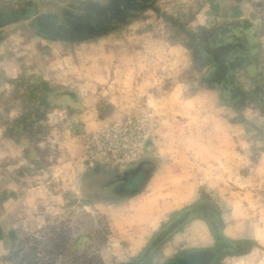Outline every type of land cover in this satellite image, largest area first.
<instances>
[{
    "label": "rangeland",
    "instance_id": "rangeland-1",
    "mask_svg": "<svg viewBox=\"0 0 264 264\" xmlns=\"http://www.w3.org/2000/svg\"><path fill=\"white\" fill-rule=\"evenodd\" d=\"M89 2L110 0H0V14L31 4L81 24ZM198 3L154 0L88 40L82 25L69 41L33 19L0 26V264H175L195 251L264 264V78L237 75L246 104L207 83L190 34L235 20ZM140 164V189L116 194Z\"/></svg>",
    "mask_w": 264,
    "mask_h": 264
},
{
    "label": "trees",
    "instance_id": "trees-1",
    "mask_svg": "<svg viewBox=\"0 0 264 264\" xmlns=\"http://www.w3.org/2000/svg\"><path fill=\"white\" fill-rule=\"evenodd\" d=\"M103 3L89 2L86 4L82 10H90V19L82 18L81 24H78L75 17L64 16L65 19L59 22L57 15H38L35 6L30 4L21 10L0 14V26L33 19L36 30L46 33L47 36L51 35L53 39L69 41L71 39L66 38L76 36L83 28L86 32L89 31L90 38L85 39L88 40L93 38L92 34L105 33L114 28L116 24L126 23L127 17L129 18L132 12H142L152 8L154 0H110L106 4ZM128 4L135 5L134 9ZM79 25H82L81 28ZM63 34L68 35L62 36ZM190 36L195 39L191 49L197 55L199 65L209 67L208 78L212 79L206 82L223 85L228 100L246 104L249 95L239 86L237 75L243 72L251 77L256 73L253 58L254 54L261 49V30L250 21L242 20L219 24L211 30L200 28L197 34H190ZM233 106L238 107L237 104Z\"/></svg>",
    "mask_w": 264,
    "mask_h": 264
},
{
    "label": "crops",
    "instance_id": "crops-1",
    "mask_svg": "<svg viewBox=\"0 0 264 264\" xmlns=\"http://www.w3.org/2000/svg\"><path fill=\"white\" fill-rule=\"evenodd\" d=\"M200 3L205 2L204 7L199 5V10L202 14L213 13L214 15L210 18L211 20H219L221 18H230L235 21L248 20L251 23L257 24L261 30V41L262 47L260 49V54L256 56L258 61L256 62V67L260 78H264V0H199ZM185 10L188 12L192 3L189 2ZM208 7V8H207ZM225 14L224 16L222 14ZM204 21L207 16H204ZM202 19V20H203ZM201 20V17H200ZM210 20V21H211ZM259 79V78H258ZM1 157V155H0Z\"/></svg>",
    "mask_w": 264,
    "mask_h": 264
},
{
    "label": "water",
    "instance_id": "water-1",
    "mask_svg": "<svg viewBox=\"0 0 264 264\" xmlns=\"http://www.w3.org/2000/svg\"><path fill=\"white\" fill-rule=\"evenodd\" d=\"M148 173L149 172L146 169V167L140 164V166L135 171L128 172L124 175L122 182L116 187L114 192L119 195H128L137 192L142 186L146 177L148 176ZM133 175H139V179L137 180L138 182L135 183L136 185L132 186L131 189L124 190L122 185L126 183L127 178ZM199 254H201L202 256V262L200 264H208L211 262L212 256L209 253H199Z\"/></svg>",
    "mask_w": 264,
    "mask_h": 264
},
{
    "label": "bare ground",
    "instance_id": "bare-ground-1",
    "mask_svg": "<svg viewBox=\"0 0 264 264\" xmlns=\"http://www.w3.org/2000/svg\"><path fill=\"white\" fill-rule=\"evenodd\" d=\"M139 179V175H133L127 178L125 184H123V189L128 190L131 189L132 186L136 185ZM200 253V252H199ZM199 253H192L186 256L180 263L178 264H200L202 262V256Z\"/></svg>",
    "mask_w": 264,
    "mask_h": 264
},
{
    "label": "flooded vegetation",
    "instance_id": "flooded-vegetation-1",
    "mask_svg": "<svg viewBox=\"0 0 264 264\" xmlns=\"http://www.w3.org/2000/svg\"><path fill=\"white\" fill-rule=\"evenodd\" d=\"M124 178V177H123ZM122 178V180H123ZM122 182V181H121ZM116 189V188H115ZM115 191V190H114ZM192 253H199V251H195V252H190L188 254H185L183 257L180 258V260H178L175 264H178L180 263L186 256H188L189 254H192ZM200 253H203V252H200ZM206 253V252H205Z\"/></svg>",
    "mask_w": 264,
    "mask_h": 264
}]
</instances>
